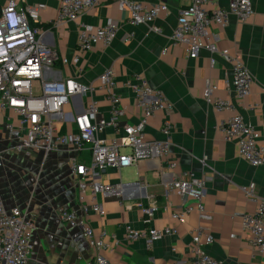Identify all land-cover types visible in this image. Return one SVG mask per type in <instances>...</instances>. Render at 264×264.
<instances>
[{"label":"crops","instance_id":"crops-1","mask_svg":"<svg viewBox=\"0 0 264 264\" xmlns=\"http://www.w3.org/2000/svg\"><path fill=\"white\" fill-rule=\"evenodd\" d=\"M145 4L165 3L166 12L148 25L131 26L127 16L119 9V0H100L98 6L74 22L52 27L60 0H0V10L13 2L17 8L44 4L39 15V26L48 31L44 41L61 56L68 59L77 55L76 41L79 25L103 26L109 21H119L117 38L109 46L97 45L81 55L78 75L85 84L96 83L106 69L112 68L116 78V91L121 95L124 115L121 124H136L140 118L134 107L131 91L126 87L133 76H142L150 87L162 90L175 107L171 122L175 126L169 161L176 164V172H193L196 177L210 176L203 205L209 219L200 220L197 212L177 222L171 214L182 205H194L190 199L181 200L177 195L164 196L161 173L166 164L141 161L129 168H108L96 174L101 183L120 186V193L107 198L98 197L106 214L100 217L90 214L87 220L95 233L105 232V241L118 240L119 245L103 256L109 264H187L190 260L191 238L199 226L213 237L208 253L222 264H264V253L256 254L248 244V233L243 230L242 216L254 212L257 204L244 196L241 187L254 186L255 195L264 200V166L251 167L237 154L234 142H226L215 130L222 119L234 114L253 125L264 145V0H251L254 14L245 22L230 17L224 28L211 26V41L218 50L227 49L241 56L253 77L249 96L243 100L234 97L229 79L230 65L216 54L202 50L197 58L188 59L183 46L172 47L169 37L176 25L178 0H135ZM215 7H225L228 0H214ZM125 34H132L123 43ZM213 58L214 64H210ZM63 75H75L71 66L62 68ZM207 84L217 90L211 98L229 101L233 111L216 112L205 101ZM98 107L108 116V104L102 94L95 93ZM255 106L249 110L248 106ZM71 112V105L65 106ZM162 114L149 118L144 126L149 141L161 138L159 127ZM0 201L9 210L13 207L26 212L35 223L31 234L32 256L29 264H87L92 256L91 248L81 228L64 224L58 219L61 209L77 210V191L70 178V160L88 163L89 157L69 150L52 152L43 158L41 153L7 151V142L1 129ZM102 137L113 138L111 129ZM82 159V160H80ZM204 160L206 165L200 163ZM138 182L137 186L124 188ZM84 201L90 204L89 196ZM129 205L131 208L121 206ZM154 206L153 216L145 222L142 207ZM162 229L170 227L175 234L148 246L144 240H124L125 228Z\"/></svg>","mask_w":264,"mask_h":264},{"label":"built area","instance_id":"built-area-1","mask_svg":"<svg viewBox=\"0 0 264 264\" xmlns=\"http://www.w3.org/2000/svg\"><path fill=\"white\" fill-rule=\"evenodd\" d=\"M176 25L169 37L172 47L183 46L186 57L195 59L202 50L210 55L216 54L230 65L229 79L234 97L243 100L249 96L253 77L242 58L227 49L218 50L211 41V26L224 28L230 17L245 22L253 14L251 0H228L225 7H215L214 0H178ZM100 0H60L52 27L74 22L98 6ZM44 4L17 8L13 2L0 10V116L1 129L7 142V151L16 153L33 152L43 154L69 150L87 152L88 163L70 160L68 172L77 191V210L61 209L58 219L64 224L76 225L82 230L92 256L87 264H109L103 256L119 245L118 240L105 241V232L95 233L87 217L96 214L105 216L106 212L98 197L107 198L119 194L120 186L97 182L94 176L108 168L116 170L129 168L141 161L165 163L166 173H161L164 196L172 194L181 200L190 199L194 205H182L171 214L177 222L197 212L200 220L209 219L205 212L203 198L207 184L212 177H196L193 172H176V164L169 161L172 136L175 126L171 116L175 107L166 94L149 86L139 75L126 83L134 99V107L140 118L136 124H121L124 110L121 95L116 91V78L112 68L98 76L96 83L85 84L79 81L81 73L80 57L92 51L97 45L109 46L117 38L119 21H109L103 26L80 24L76 50L71 59L61 56L45 41L48 31L39 26V15ZM119 9L126 14L131 26L151 24L168 7L165 3L145 4L135 0H119ZM125 34L123 43L132 39ZM210 64H214L213 58ZM71 66L75 75H63L62 68ZM217 90L215 85L207 84L205 101L216 112L233 111L229 101L211 98ZM100 93L108 104V116L104 117L98 107L94 94ZM71 105L72 111H65ZM249 110L255 106L249 105ZM162 114L159 140L149 141L145 137L144 126L149 118ZM111 129L113 138L106 141L102 134ZM215 130L226 142H234L239 158L251 167L264 166V145L256 128L246 122L241 115L234 114L220 120ZM128 150V153L123 152ZM202 165H206L201 160ZM3 158L0 154V168ZM246 198L255 202L254 212L242 216V227L248 233V244L256 254L264 253V200L258 198L254 186L241 187ZM89 196L87 204L84 197ZM121 206L124 204L121 203ZM127 209L129 205L124 206ZM156 208L152 205L142 207L145 222L153 216ZM35 223L30 216L13 207L7 210L0 201V264H29L32 256L31 234ZM175 234L170 227L162 229L144 228L134 230L125 228L124 240L128 242L144 240L148 246L167 236ZM190 260L187 264H222L210 256L207 248L213 237L199 226L192 234Z\"/></svg>","mask_w":264,"mask_h":264},{"label":"rangeland","instance_id":"rangeland-1","mask_svg":"<svg viewBox=\"0 0 264 264\" xmlns=\"http://www.w3.org/2000/svg\"><path fill=\"white\" fill-rule=\"evenodd\" d=\"M123 152L128 153V150H123ZM83 156H84L85 158L88 157V153H87L86 151L83 152V153H82V157H83ZM80 160H82V159H80Z\"/></svg>","mask_w":264,"mask_h":264},{"label":"water","instance_id":"water-1","mask_svg":"<svg viewBox=\"0 0 264 264\" xmlns=\"http://www.w3.org/2000/svg\"><path fill=\"white\" fill-rule=\"evenodd\" d=\"M138 185V182H135V183H133V184H130V185H125V186H123L124 188H127V187H132V186H137Z\"/></svg>","mask_w":264,"mask_h":264}]
</instances>
